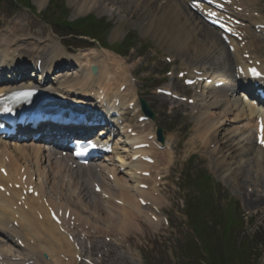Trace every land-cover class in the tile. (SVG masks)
Segmentation results:
<instances>
[{
	"label": "bare ground",
	"instance_id": "1",
	"mask_svg": "<svg viewBox=\"0 0 264 264\" xmlns=\"http://www.w3.org/2000/svg\"><path fill=\"white\" fill-rule=\"evenodd\" d=\"M33 1L34 5L37 6L39 10H42L44 0ZM175 1L178 2V0ZM182 1L184 3V1L186 2L187 0ZM235 1H238V7L241 6L243 7V11L245 10L242 16L245 20H248V23L257 25L260 21L256 20H264V16L255 19L252 15H247L250 12L256 11L259 0ZM177 2L174 3L176 5L172 3L169 4L166 11H164V16L157 19L158 22H162L163 25L172 30L165 31L169 33L167 35L168 40L166 41L169 44L171 43V47L177 46V52H179V54L198 50L197 53L200 52L199 55L204 58L203 60L207 61V59L211 57L210 55L215 52L214 50L222 46L218 34L209 29L199 17L193 14L194 17L199 19L204 25V29L200 31L199 35H196V32L189 35V31L186 29L188 23L179 24L173 22V20L180 21L182 17H185L182 16L183 3L179 1V4L182 5L180 6ZM184 8L186 9L187 7ZM84 11L86 13L88 9L79 10L80 13ZM168 23H170V25H168ZM14 31L17 32L18 30H12L10 35L7 34L8 36L0 34V70L11 71V77L13 78V82H10L5 78V75L2 73L0 74V95L11 89L27 87V85L33 84L38 86L36 85L37 81H42L44 79L43 81L48 91L53 92L65 100L76 102V104L79 105L92 102H95V104L101 103L103 106L106 105L108 109L118 112L120 118H112L111 122L114 123L115 129L119 133L118 140L122 141V144L117 145L115 153L108 157L110 164L104 165L103 163H97L90 166L88 169H83L81 167L78 172L72 171V173H70L67 171L66 165L61 164L62 161L59 162L58 159L55 160V152L48 150L43 140L37 143L27 141L22 143L0 141V167L6 168L8 172L6 178L0 175V184L8 185L9 183H13L23 187L22 178L26 176L27 181L25 184L34 185L39 192V197L37 199L27 197L24 205L20 207L19 204H17L20 196L19 191L9 190V197L0 193V257L2 259L5 258L7 264H78L75 260L74 248L75 245L76 248L79 246L76 227L72 230L70 224L68 225L67 222H64L65 229L72 232L71 234L75 239L74 244L69 242L68 238L62 235L58 231L57 226L51 221L42 205L43 199H46V201L49 199V204L57 211H66L69 208L72 209L73 215H77L78 222L81 223L77 227V232L79 231L80 234L84 233L83 235L87 237L88 240L92 238L90 235L88 237V234L91 232L89 231L88 233L85 229L89 224V219H92L91 217L93 216L86 215L89 211V207H87L88 205H81V202L88 203L90 206L93 204L96 210L93 218H96L98 215L97 218L101 223V225H99L100 230L98 227L94 226V222L91 228L94 227L93 231H95L98 236L96 238L98 239H106L109 237L102 234V231L107 233H113L115 231L116 233L110 237L113 241L128 242L133 231H131L130 234L127 233L128 231L123 229L125 225H128L129 228H138L139 230H137V232L141 236L144 235L143 232H140L143 226L149 227L148 225H151L153 229H159L162 225V219L159 217L158 222L148 219L143 215L137 201L139 197H144L151 202L153 206L162 209V204L165 202V199L163 195L160 196V192L162 191H159L158 187L161 186L163 181V185H165L166 179H162L160 183L157 179L159 176L169 175V169L174 160L175 152L171 149L170 141L166 142L164 145L156 141L155 125L151 121L144 123L139 122V118L144 115L137 110L139 107L136 105V93L134 87L130 83L131 77L127 65H125V63L123 64L124 61L114 54L105 51L98 52L93 50L89 53L79 54V56H67L66 51L61 45L55 43L52 39H49L45 46L39 45V40L36 42H32L31 40H19L18 38L10 40L11 37H15L14 34L16 32ZM244 33L245 39L250 46V36H252L253 33L248 28L244 29ZM168 36L171 37V39L168 38ZM200 37H202L203 40L199 41ZM15 42H17L16 45H14ZM255 47L260 48V51L264 52V40L258 35L255 38ZM235 57H237V61L240 60L238 54H235ZM255 57L257 59L261 58L257 53H255ZM38 60L43 62L41 67L45 76H43V73L39 75V78L35 76V79H33L31 75H29L28 78L25 74L26 68L24 67L29 62L37 66ZM246 63L245 60H241L239 63L237 62L236 67L242 66L245 68ZM21 65H23V69H14V67ZM93 66L98 68L97 74H92L91 68ZM224 70L226 71L223 73H212L209 77L206 73L201 74L202 78L206 77V80H212L211 83L204 88L201 96H198V98L201 99L202 95L207 91L204 98L206 97L205 103L209 106L205 107L203 109L205 111H201L200 117L197 118L199 127L195 131L197 135L195 141L190 143L192 147L200 146L201 148L207 149V147L216 140L218 132L223 131V127L228 122L229 116L234 117L237 124V132L241 133L244 129L249 133H254L256 131L257 120L261 116L259 109L253 106L251 102L244 100L246 95H239L238 97V81H236L235 77L238 72L234 74L233 71V76H230L228 74L231 72H227L226 67H224ZM53 72L55 73L53 74ZM34 75H36V73ZM192 75H195V73L192 72ZM18 76H20V81L15 83L14 81L17 80ZM225 76L231 78L228 80ZM198 77L199 75L194 76V78ZM244 79H246V77ZM220 82H226L228 85H223L224 87L216 89L215 85ZM241 82L242 86L240 89L245 91V88H248L249 85L245 80ZM122 87H125L124 91H121ZM208 92L212 96H210ZM207 99H209V101H207ZM117 102L119 104H116ZM132 103H135V107L133 106L132 109H129ZM219 107L223 108V114L221 112L219 117L218 115H211L210 112ZM131 116H133V121L130 120ZM212 116H217L218 118L212 120ZM111 117L114 116L112 115ZM119 121L122 122V126L119 125ZM241 122L244 123L243 126H241ZM144 125L145 127L143 129L142 126ZM129 129L136 133L135 137H131L127 134ZM150 136L154 137V141L150 142L148 140ZM109 137L108 135L106 139L108 140ZM255 137L256 132L254 134V138ZM249 142L250 139L248 140V143ZM141 143L148 144L149 147L146 149L133 150L135 145L138 146V144L141 145ZM248 143V147L253 146L254 148L255 156L253 160L255 164L260 166L261 161L264 163V150L256 145V140L251 144ZM159 146L163 147V151L158 150L157 147ZM140 154L148 156L151 159L153 158L154 164L148 165L139 161H134ZM236 162L239 161L236 160L233 166H237L238 163ZM164 163H168V165ZM45 164H47V167H45ZM224 165L222 164L216 168L221 167V169H226ZM262 165L264 166V164ZM99 168H102V172L107 169L110 170V174L114 177L113 185L111 181L104 178V172V175L103 173L101 175L97 173ZM120 170L123 171L121 172ZM232 170L237 171L238 168L232 169V166H228L224 173H230ZM138 172H150L152 176L151 178L142 179V177L138 175ZM34 177H36V182H34ZM79 178L80 180H78V183L76 179ZM81 178L87 179V181L92 182V184L101 182L103 190L109 195V200H102L99 195L95 194L93 191L94 187H92L91 191L88 190V182L85 180L83 185V180ZM141 183L149 185L150 190H141L139 188ZM47 188L50 189L47 190ZM107 188L110 190L109 193L106 191ZM77 190H80L79 194H77ZM114 194L115 197L112 196ZM71 200V204H68ZM115 200L120 201L121 205L115 204ZM76 202L79 206L76 205ZM112 203L115 204V206L111 205ZM256 203L261 205L263 200L261 201L260 199L253 202L254 208ZM74 204L79 211H84L86 208L84 212L88 218L84 219L82 215H78L75 209H73ZM103 207L106 210L105 212H102L104 209ZM142 219L145 220L143 223L140 222ZM15 221L18 223V227L13 226ZM126 228L128 227L126 226ZM149 228L152 229L151 227ZM125 234H129V237ZM135 237L138 238L136 235ZM8 239L11 241L14 240L16 243H18L19 240L22 241L25 245V249L18 250L19 248L16 244ZM98 246L101 249L107 247V245L102 244H98ZM45 256L47 259H44ZM19 259L20 261H18Z\"/></svg>",
	"mask_w": 264,
	"mask_h": 264
},
{
	"label": "rangeland",
	"instance_id": "2",
	"mask_svg": "<svg viewBox=\"0 0 264 264\" xmlns=\"http://www.w3.org/2000/svg\"><path fill=\"white\" fill-rule=\"evenodd\" d=\"M165 1L167 0H65L64 7L67 9L66 12L68 13L66 14L69 15V18L67 19L66 15L63 21L66 20L67 22L69 20L72 22L89 15L105 20V27L107 25L110 26L107 40L109 46L119 45L127 36H132L131 42L127 44H132V50L127 55L116 56L126 63L133 77L132 83L136 87L140 99L147 102L150 109L154 112L155 120L152 121L155 125L154 130L157 131L158 126H160L164 129L165 136L170 135V145H172L175 152L174 160L170 166L169 186L164 187L162 191L165 199L162 204L163 213L170 220V225L162 224L159 229L156 227H154L156 229H153V226L147 224L154 231L147 226H143L140 230L144 234L142 236L138 234V228H129L128 225H125L123 229L128 231L127 233L130 234L133 231L128 243L119 247L113 242L108 243L104 239H100V243L97 244L107 245V247L101 249L98 246L99 249L87 250L86 256L100 260L101 256L106 254L104 251H111L109 257L105 258L102 264H208L201 257L203 244L198 242L192 233V220L189 217V213L195 215L202 209L201 196L205 194L198 188V180L209 175L212 180L215 205L207 198L209 207L206 211L200 213L198 222L207 224L206 230L211 240L214 256L218 255L222 264H239L236 250L240 247H245L250 257L248 264H264V202L255 206V208L252 204L256 199L262 198L264 195V193L260 192L261 189H264V166L262 165L264 163L261 161V167L257 166L253 160L255 156L254 148L253 146H247L249 139L250 142L248 144L254 142L253 133H249L245 129L241 133L237 132L236 121L234 117L229 116L223 131L218 132L216 140L207 149L200 146L192 147L190 143L195 141L197 136L195 131L199 127L197 118L200 117L201 111H205L203 109L209 106L205 103L206 97L204 98L207 91L202 95L198 105L194 106L187 103L174 102L157 95L155 91L158 87H167L192 97L197 94L194 88H184L181 82L175 78L165 76L164 73L166 71L177 72L186 69L189 71L195 67L205 68L210 73H223L226 71L224 70V67H226L227 72H231L228 75L233 76L236 57H232L233 55L228 53L221 41L222 46L214 50L215 52L213 51L214 53L210 55L211 57L207 61L203 60L204 58L199 55L200 52L197 53L198 50H192L190 53L184 52L188 54H179L177 46L171 47V43L169 44L166 41L169 33L165 31L172 30L163 25L162 22L157 21L159 17L164 16V11H166L169 4L176 5L174 3L177 2L175 0ZM179 1L182 3L183 1L178 0L177 2L178 5L182 6ZM33 2L31 0V5L26 7L23 4H17L14 0H0V34L10 35L12 30L16 29L18 31H14L16 32L14 34L15 37H11L10 40L17 38L19 40H31L32 42L39 40V45L41 46L47 45L48 40L52 39L55 43L61 45L67 56H79L81 53H89L93 50L103 52V48L98 44H91L92 42L90 41L91 39L88 40L89 38L74 39L71 36L63 37V32L56 31L52 26L54 24L53 19L44 14L51 0H44L42 10H39ZM259 2L264 9L263 0H259ZM184 7L186 5L183 3L182 16L185 17H182L180 21L173 20V22L179 24L188 23L186 29L189 31V35L194 34V32L199 35L200 31L204 29V25ZM80 8L83 10L86 8L88 12L80 13L79 10H82ZM100 35L101 40H104L106 34L102 32ZM260 37L264 40V37ZM168 38L171 39L169 36ZM68 40L72 45H70ZM201 40H203L202 37L199 38V41ZM65 41H67L69 46L65 44ZM82 41H86V43H82ZM16 44L17 42L14 43V45ZM83 46L88 48H76ZM257 49V54L264 62V52H261L260 48ZM194 55L197 56L195 57ZM166 57L175 59L176 64L168 65L165 60ZM225 78L229 80L231 77L225 76ZM208 94L210 93L208 92ZM210 96L212 95L210 94ZM222 109V107H219L218 109H213L210 113L219 117ZM212 117L215 118L217 116ZM132 118L133 116H131L130 120L133 121L134 119ZM236 160L239 162H236L238 163L237 166H233ZM164 164L168 165V163ZM222 164H226L224 165L226 169L228 166H232V169L238 168V170L224 173L225 168H216ZM45 167H47V164H45ZM76 180L79 183L78 180L80 178ZM82 180L83 185L85 180L88 182V190L91 191L92 182L87 181V179ZM49 189L47 188V190ZM106 191L109 193L110 190L107 188ZM112 196L115 197V194ZM71 202L72 200L68 204H71ZM80 204L88 205L89 211L86 215L95 216L96 210L93 204L91 206L88 203L81 202ZM76 205L79 206L77 202ZM76 205L74 204L73 207L76 213L82 215L84 219L88 218L84 212L86 208L84 211H79ZM111 205L115 206L113 203ZM230 209H234L232 213L236 219L237 214L239 218H243L241 226L238 227L236 223L231 235L226 234L225 237L226 241L232 240L234 244L233 252L236 255L233 260L229 258V255H226V259L222 239V232L226 228V211ZM105 211L104 208L102 212ZM93 217H91V221L100 230L99 225L101 223L97 218L98 215L96 218ZM144 221L142 219L140 222L143 223ZM212 222H215L216 225H213ZM91 229L94 230V227ZM114 233L116 232L107 233L102 231V234L109 237H112ZM129 234L125 235L128 236ZM109 239L111 238H107V241ZM94 245L96 244L94 243ZM226 245L228 249L232 247L231 242H226ZM132 250H136V253L139 254V262L133 257L132 253L134 252ZM234 253L232 257H234Z\"/></svg>",
	"mask_w": 264,
	"mask_h": 264
},
{
	"label": "trees",
	"instance_id": "3",
	"mask_svg": "<svg viewBox=\"0 0 264 264\" xmlns=\"http://www.w3.org/2000/svg\"><path fill=\"white\" fill-rule=\"evenodd\" d=\"M14 2L18 4L23 3L24 5L28 6L30 5V0H14ZM66 11L67 9L64 7V4H62V0H51L50 6L46 13L53 19V26L60 28V30L64 31L66 35H73V37L88 36L95 39H102L100 34L102 32L106 33L107 27H105L104 22L97 20L93 16L79 19L72 23L66 22V20L63 21L64 16H66V13H68ZM119 47H122V45H119L118 48ZM207 243V248L210 249V244L209 242ZM212 264L219 263L213 259Z\"/></svg>",
	"mask_w": 264,
	"mask_h": 264
},
{
	"label": "water",
	"instance_id": "4",
	"mask_svg": "<svg viewBox=\"0 0 264 264\" xmlns=\"http://www.w3.org/2000/svg\"><path fill=\"white\" fill-rule=\"evenodd\" d=\"M93 71L96 72V68L93 69ZM143 108H144L145 113H146L148 116H150L151 118H154L153 113L148 109V107H147L146 104H144V107H143ZM159 137L162 138V130L159 131Z\"/></svg>",
	"mask_w": 264,
	"mask_h": 264
},
{
	"label": "snow or ice",
	"instance_id": "5",
	"mask_svg": "<svg viewBox=\"0 0 264 264\" xmlns=\"http://www.w3.org/2000/svg\"><path fill=\"white\" fill-rule=\"evenodd\" d=\"M256 75H259L258 73H254ZM262 133H264V127H262ZM262 143H264V136H262Z\"/></svg>",
	"mask_w": 264,
	"mask_h": 264
}]
</instances>
